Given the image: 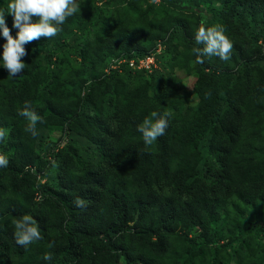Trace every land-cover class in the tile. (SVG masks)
Instances as JSON below:
<instances>
[{"label": "trees", "instance_id": "trees-1", "mask_svg": "<svg viewBox=\"0 0 264 264\" xmlns=\"http://www.w3.org/2000/svg\"><path fill=\"white\" fill-rule=\"evenodd\" d=\"M75 4L55 36L24 45L15 77L0 30V264H264V0ZM213 25L231 58L198 63L195 33ZM153 54L152 72L130 67ZM176 69L195 74V105ZM152 111L170 120L146 147L137 126ZM23 215L43 236L27 249Z\"/></svg>", "mask_w": 264, "mask_h": 264}, {"label": "clouds", "instance_id": "clouds-1", "mask_svg": "<svg viewBox=\"0 0 264 264\" xmlns=\"http://www.w3.org/2000/svg\"><path fill=\"white\" fill-rule=\"evenodd\" d=\"M78 9L80 6L75 4V0H11L7 9L0 12V30H2L3 37L6 38L2 63L8 70V77H15L25 68L26 65L21 60V57L26 55L25 44L37 40L41 36L46 38L55 36L61 30L59 26L65 22L66 17L74 15ZM6 14L13 17V27L19 30L17 38H13L6 26ZM33 17H38V20L33 22ZM195 43L202 46L193 48L198 63L204 62L203 57L218 56L223 61H228L231 58L233 45L225 35V29L222 26L200 27L195 33ZM90 83L91 81H89ZM18 114L29 121L25 131L37 136L36 124L43 121L32 108L31 103L25 102ZM169 120L170 113L152 111L137 126V131L142 133L146 147L165 134ZM7 134L6 129H0V141L4 140ZM8 163L7 157L0 154V167H7ZM74 203L77 207L85 206V201L78 197ZM13 224V235L19 246L27 249L31 244L43 239L38 223L31 215H23L14 220ZM42 258L45 261H51L52 256L45 253Z\"/></svg>", "mask_w": 264, "mask_h": 264}, {"label": "built area", "instance_id": "built-area-1", "mask_svg": "<svg viewBox=\"0 0 264 264\" xmlns=\"http://www.w3.org/2000/svg\"><path fill=\"white\" fill-rule=\"evenodd\" d=\"M163 49V45L159 43L157 53H160ZM114 64L112 65V69L115 70L118 68L119 65L127 63L126 59L122 61L114 60ZM118 63V65L116 64ZM131 68L135 70H146L148 72H152L155 68H158V60L156 54L150 55L145 58L140 59H132L129 62Z\"/></svg>", "mask_w": 264, "mask_h": 264}, {"label": "rangeland", "instance_id": "rangeland-1", "mask_svg": "<svg viewBox=\"0 0 264 264\" xmlns=\"http://www.w3.org/2000/svg\"><path fill=\"white\" fill-rule=\"evenodd\" d=\"M151 2H158V0H150ZM220 8V5L217 3L216 5ZM163 50V49H162ZM174 78L176 79V83L178 86H184L191 94L192 104H196L198 102V97L194 92V83H195V74L188 75L186 71L183 70H175Z\"/></svg>", "mask_w": 264, "mask_h": 264}]
</instances>
